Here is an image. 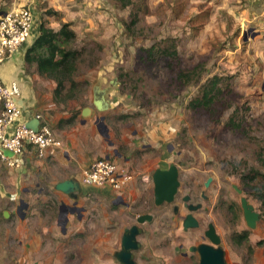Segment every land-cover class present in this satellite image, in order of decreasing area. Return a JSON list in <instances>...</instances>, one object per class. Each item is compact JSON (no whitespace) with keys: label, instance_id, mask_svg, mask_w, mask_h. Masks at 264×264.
<instances>
[{"label":"rangeland","instance_id":"374dc122","mask_svg":"<svg viewBox=\"0 0 264 264\" xmlns=\"http://www.w3.org/2000/svg\"><path fill=\"white\" fill-rule=\"evenodd\" d=\"M0 2V11L11 8V0ZM35 2L41 19L53 13L56 24L64 16L61 6L79 12L71 21L76 32L71 46L81 52L77 84L53 96L55 122L49 119L55 135L60 137L59 119L77 128L78 120L68 119L82 117L85 106L96 109L93 92L100 89L96 98H107L110 107L92 111L86 119L99 116L107 124L112 146L133 157L128 163L111 159L136 179L123 194L130 207L116 206L122 194L98 188L84 200L86 212L80 219L69 215L67 227L73 230L64 234L57 223L58 200L50 192L32 199L22 219L8 198L0 206V264H118L114 250L140 212L154 217L141 224V246L135 250L139 264H194L180 254L202 241L210 222L221 236L228 264H264V16L246 19L239 0ZM214 76L212 100L198 104ZM37 80L43 94L51 95L55 81L44 76ZM149 133L158 137L156 146H150ZM172 163L180 171L178 193L173 202L157 206L152 174ZM144 173L148 180H142ZM19 174L0 162L7 196ZM186 194L201 204L193 212L199 227L188 230L182 226ZM242 198L259 213L253 227L245 219Z\"/></svg>","mask_w":264,"mask_h":264},{"label":"crops","instance_id":"0c3cea01","mask_svg":"<svg viewBox=\"0 0 264 264\" xmlns=\"http://www.w3.org/2000/svg\"><path fill=\"white\" fill-rule=\"evenodd\" d=\"M239 1L242 3L240 5L242 6V11L246 13V19L254 20L257 16H264V0ZM27 2H31L37 5L35 0H24L23 2H21L20 0H11V8L2 9L0 11V14L4 11L17 9L21 6H24ZM36 5L35 15L39 20V23L45 20L44 22H46L51 27L59 29L62 23L68 22L70 24V28L74 31L71 21L76 18L75 15H79V12L65 11V6H61V9L59 10L63 11H59V13H64V16L62 17V21H57L58 24H56V22L53 21L55 16V14L53 13H48V15H46V19H41V15H39V11L37 9L38 6ZM49 6L51 7V4H49ZM56 9L54 10L56 11ZM34 40H31L25 45H23L12 56L0 63V77L8 84L16 83L20 87V96L18 97V103L24 109V116L27 122L32 118H35L36 114H42L47 120L48 124L53 129V131L55 132V134L57 135V131L53 128V125L51 123V120L53 123L55 122V120L53 116H51L50 110L56 85L51 95H44L37 85V81H39L37 79L41 78L43 75H40L36 71L35 66H33L32 68V66L28 65L25 61L26 49L33 43ZM29 68L32 69L29 70ZM98 90L100 89H96L93 92V102L97 99V95H102V93L98 92ZM109 107V102L108 105H103V108H99L97 105L96 109H93L92 106L83 107L81 111L82 117H79L78 119H76V117L68 119L69 123H74L75 120H78L79 124L77 128L74 124H71L70 126H64L63 123H66V120L59 119L60 121L58 123L60 124L57 125L59 126L58 132L60 134V137L58 138L62 141L63 145L61 148H57L54 154H48L44 158L37 157L35 153L31 150V148H28L24 155L18 159L22 162L19 166L8 165L9 167H11V169H14L18 173H20L19 175L21 176V179H19V181H16V187L14 188L13 192H11L9 196H7L6 184L4 180L0 178V206L4 207L8 198L14 200V205H16L17 207L15 213L18 214V218L22 219L26 216L24 215V213L29 211V209L33 206L32 199L48 197L49 194H47L46 192L48 191L51 193V196H54L58 200V224L63 225L60 221V217H62V205L73 207L77 206L80 209L79 211H68L67 221L65 225H63V227L65 228L62 227L61 229L63 234L67 231L69 233L72 232L73 229H71V227H67V224H69V215L76 213L80 219L82 215L86 212V207L83 206L84 200H87L93 192L98 191L97 187L88 186L82 183L81 174L83 170L87 168L94 160L102 157L111 159V157L114 156L116 157V159H123L125 163H128L133 159L132 156H125L124 152H122L116 145L112 146L113 142L109 139L110 133L107 124L106 126L108 128L109 136L105 138L107 142H103V135L98 127V121L101 120L99 116H96L95 120L93 121L86 119L92 113V111H96L98 109L105 110ZM85 108L90 109V112L87 113L86 116H84L83 114ZM49 117L51 118V120L49 119ZM149 135H151V133H149ZM123 137V143H126L128 137L125 133ZM158 141V137H156L155 135H151L149 139V142L151 144L150 146H156L158 144ZM143 146H145V143L143 144ZM137 148L139 149L140 146H137ZM69 178H75L81 183L82 192H76L77 197H74L70 194H66L55 188L56 183ZM134 178L136 179V177L134 176L131 179L130 184L127 185L126 188H124L123 190H113L117 194H122L118 197H124L123 194L126 195V193H128V191L130 190L129 186L135 180ZM149 178L150 177L148 173H144L142 180H148ZM26 195H29V197H31V200L28 201L26 199ZM2 215L6 217L7 211L3 210ZM35 248L39 249L40 247L39 245H35ZM99 264H103V262L99 261ZM105 264L108 263L105 262Z\"/></svg>","mask_w":264,"mask_h":264},{"label":"built area","instance_id":"2783aa9c","mask_svg":"<svg viewBox=\"0 0 264 264\" xmlns=\"http://www.w3.org/2000/svg\"><path fill=\"white\" fill-rule=\"evenodd\" d=\"M35 8L31 3L0 14V63L39 35L41 23ZM19 96L18 84H8L0 77V162L10 166H19L22 162L18 159L28 148L44 158L63 146L42 114L35 115L39 120L37 130L26 126ZM132 178L124 166L105 157L94 160L81 174L83 184L114 191L126 188Z\"/></svg>","mask_w":264,"mask_h":264},{"label":"water","instance_id":"95a60500","mask_svg":"<svg viewBox=\"0 0 264 264\" xmlns=\"http://www.w3.org/2000/svg\"><path fill=\"white\" fill-rule=\"evenodd\" d=\"M247 39V36H245ZM103 99V98H102ZM96 99L94 102L99 108H103V104L106 106L108 102L105 99ZM90 112L89 108H85L83 111L84 116ZM39 124V120L37 118H32L26 123L28 128L37 130ZM98 127L100 132L106 137L109 136L108 128L103 120L98 121ZM7 154L11 153L6 151ZM152 179L154 183V199L157 205L162 204L163 202H172L175 198L176 192L180 185L179 180V170L178 166L174 163L170 164L168 168H155ZM55 188L60 190L66 194H70L74 197H77L76 192H82L81 183L75 178H69L62 181H59L55 184ZM241 204L244 210V216L247 221V224L250 227L255 226L256 221L259 219V213L254 211L253 206L248 203L246 198L241 199ZM200 206V204L190 205L189 208L191 210H195ZM65 205L61 207V216L64 218L62 222L65 225L67 221V213ZM80 209L75 206L72 207L70 211H79ZM62 217H60L62 219ZM152 219L151 214H142L137 217V222L132 224L129 227H126L123 231L121 237V248L114 252V256L119 261L120 264H137L133 259V250H136L140 247V242L138 240V235L141 233V227L139 223H143L144 221H150ZM198 225L197 219L192 215L188 214L184 221L183 226L185 229L190 227H196ZM65 228V227H63ZM65 230V229H64ZM211 241L219 245L220 237L215 232V227L213 224H210L209 230L206 232ZM192 249H195L194 247ZM200 252L201 259L199 264H228L224 258L223 249L219 246L218 248H214L208 244H201L197 248Z\"/></svg>","mask_w":264,"mask_h":264},{"label":"trees","instance_id":"16d2710c","mask_svg":"<svg viewBox=\"0 0 264 264\" xmlns=\"http://www.w3.org/2000/svg\"><path fill=\"white\" fill-rule=\"evenodd\" d=\"M75 39L76 33L70 28L68 22L62 23L59 29H55L42 21L39 35L26 49L25 61L27 64L35 66L40 75L55 81L54 96L60 95L66 88L70 89L77 84L74 75L81 52L71 46ZM149 50H152V47ZM217 79L216 76L212 78L209 88L208 85H205L203 97L197 101L198 104H206L212 100L214 96L212 91L216 86ZM67 83L70 84L69 87ZM73 96L70 95V97ZM239 236H244L247 239L246 233H240Z\"/></svg>","mask_w":264,"mask_h":264},{"label":"flooded vegetation","instance_id":"af4514ba","mask_svg":"<svg viewBox=\"0 0 264 264\" xmlns=\"http://www.w3.org/2000/svg\"><path fill=\"white\" fill-rule=\"evenodd\" d=\"M162 168V167H161ZM165 168H168V167H165ZM178 170H179V168H178ZM179 180H180V171H179ZM180 186V185H179ZM178 190H179V187H178ZM178 190H177V192H176V195H177V193H178ZM153 191H154V184H153ZM153 194H154V192H153ZM176 195H175V198H176ZM175 198H174V200H175ZM173 200V201H174ZM172 201V202H173ZM183 201H184V206L188 209V212L185 214V216H184V219H185V217L188 215V214H192L195 218H196V216L194 215V211H196V210H198L199 208H201V204L200 203H194L193 201H192V197H191V195H189V194H186V195H184L183 196ZM117 205V207H118V205H122V206H125V207H130L131 206V202H129V201H127L126 199H124L123 197H118L117 199H116V202H115ZM154 203H155V199H154ZM164 203H171V202H163L162 204H164ZM162 204H160V205H162ZM198 204H200V206L197 208V209H195V210H191L190 208H189V206L190 205H198ZM155 205H157L156 203H155ZM160 205H157V206H160ZM115 206V207H116ZM73 206H67L66 207V210L67 211H70L71 210V208H72ZM117 210V209H116ZM173 210H174V213L175 214H177V212L179 211V206H174L173 207ZM142 214H151V216H152V219L150 220V221H144L143 223H145V222H151L152 220H153V217H154V215H153V213H151V212H140L136 217H139L140 215H142ZM128 215V214H127ZM126 215V216H127ZM184 219H183V221H184ZM197 219V218H196ZM197 221H198V225L196 226V227H199V220L197 219ZM135 223H138L137 222V218H136V222ZM143 223H139V226L141 227V233H142V231H143V228H142V226H141V224H143ZM133 224V223H132ZM183 224V223H182ZM210 224H213L214 225V227H215V232L217 233V235L220 237V244L219 245H216V244H214L212 241H211V239L209 238V236L206 234V232L209 230V228H210ZM183 226V225H182ZM196 227H190V228H188V229H191V228H196ZM183 229L184 230H188V229H185L184 228V226H183ZM124 231V230H123ZM140 233V234H141ZM123 234V233H122ZM139 234V235H140ZM122 237V236H121ZM202 241L201 242H199L198 244H196V245H192V246H190L189 247V250L191 251L190 253L189 252H187V251H182L181 252V254H180V256H181V258L183 259V260H186V261H192L193 259L196 261L194 264H199L200 263V259H201V255H200V252H199V250L197 249L198 248V246L199 245H201V244H208V245H211L212 247H214V248H218L219 246L223 249V247L221 246V242H222V239H221V236L219 235V233H218V231H217V229H216V226H215V224L214 223H212V222H210V223H208V225H207V228L204 230V234L202 235ZM141 246V245H140ZM180 247H183L182 245H180ZM195 248V249H192V248ZM120 248H121V242H120ZM120 248H117V249H115L114 250V252L115 251H117V250H119ZM137 251V250H136ZM135 250H133V259L136 261V263L137 264H139V262H140V259L141 258H138L137 257V252H136ZM223 252H224V258H225V251H224V249H223ZM113 257H114V259L117 261V263L118 264H120L119 263V261L116 259V257L114 256V253H113ZM225 261H226V258H225ZM227 262V261H226Z\"/></svg>","mask_w":264,"mask_h":264}]
</instances>
